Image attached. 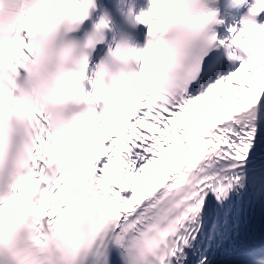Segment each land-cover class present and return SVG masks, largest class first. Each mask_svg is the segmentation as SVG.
<instances>
[{
	"label": "snow or ice",
	"instance_id": "obj_1",
	"mask_svg": "<svg viewBox=\"0 0 264 264\" xmlns=\"http://www.w3.org/2000/svg\"><path fill=\"white\" fill-rule=\"evenodd\" d=\"M95 7L0 0V264H215L245 207L264 210V24L252 18L264 0L228 29L246 58L230 51L240 63L227 75L207 28L216 11L151 0L135 20L152 39L110 50L86 92L85 49L104 41L107 13L83 44L67 35ZM200 101L203 125L182 126ZM175 140L186 153L168 151ZM238 264H264V242Z\"/></svg>",
	"mask_w": 264,
	"mask_h": 264
},
{
	"label": "bare ground",
	"instance_id": "obj_2",
	"mask_svg": "<svg viewBox=\"0 0 264 264\" xmlns=\"http://www.w3.org/2000/svg\"><path fill=\"white\" fill-rule=\"evenodd\" d=\"M249 79H251V78H249ZM241 83L243 84L244 81L241 80ZM254 87H255V85H254ZM223 90H224V86L220 85V86H218L216 91H223ZM227 91L229 92V94H231L232 92L235 91V89H233L229 85ZM213 95H215V93H213ZM245 95H246V93H245ZM203 104H204V102L200 101V102H197V105L189 106L190 117L189 118L181 117V123L186 124L188 119H193V123H195L194 122L195 119H198L199 121L206 119L205 114H204ZM207 118H209V117H207Z\"/></svg>",
	"mask_w": 264,
	"mask_h": 264
},
{
	"label": "clouds",
	"instance_id": "obj_3",
	"mask_svg": "<svg viewBox=\"0 0 264 264\" xmlns=\"http://www.w3.org/2000/svg\"><path fill=\"white\" fill-rule=\"evenodd\" d=\"M211 25V22L209 23V25L207 26L208 30H210L209 26Z\"/></svg>",
	"mask_w": 264,
	"mask_h": 264
}]
</instances>
